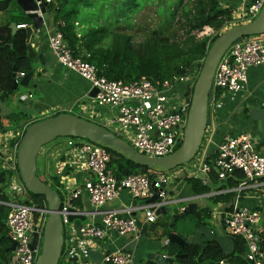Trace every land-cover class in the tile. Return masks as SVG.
<instances>
[{"label":"built area","instance_id":"2783aa9c","mask_svg":"<svg viewBox=\"0 0 264 264\" xmlns=\"http://www.w3.org/2000/svg\"><path fill=\"white\" fill-rule=\"evenodd\" d=\"M44 1L47 5L51 3V0ZM263 4L264 0H240L238 15L235 14L232 20L236 18L244 23L251 22L259 14ZM203 34L207 33L200 35ZM47 43L59 66L75 73L88 82L91 89L96 90L94 107L105 109L111 114L110 119H97L98 125L110 132L111 129H116L122 136H117L118 138L126 140L137 153L147 157H165L181 144L199 67L194 68L187 76L171 81L161 82L142 77L130 83L114 82L99 77L92 65L80 58H74L59 32L50 34ZM250 68L264 69V35L242 38L223 54L214 72L211 99L217 91L230 95L242 93L246 88L247 71ZM23 77L24 74L16 75L15 83L18 84L19 79ZM89 118L95 121L93 114ZM68 145L73 151V164L76 166L79 163L91 176V180L84 184L83 189L92 208L99 209L114 202L121 193L129 195L132 201H147L153 197L154 191H158V200L153 204H145L149 213L141 221L130 217L128 210V217H123L118 211H100L101 227L94 223L83 224L77 231L81 238L101 240L107 232L120 237H140L142 228L155 222V212L160 206L174 203L166 201L164 187L168 183L167 174H154L152 177L140 173L118 176L115 169L109 168L110 157L103 148L70 138ZM207 153L201 145L199 153L187 169L189 176L199 180L204 187L212 188L213 184L218 182L217 188H212L210 196L229 192L220 185L234 171L243 175V180L234 189L236 194L231 206L226 210L223 204H218L211 212V223L221 229L220 221H223V234L243 242L245 264H264V225L258 226L260 213L239 204L241 191L249 186H257L258 182L264 180V157L255 151L249 134L224 135L212 159H209ZM0 160L2 170L16 172L15 156L10 151H0ZM63 168L64 164L58 165L57 174L61 173ZM211 174L216 179H213ZM10 191L18 194L15 185L11 186ZM79 194L75 192L73 195L75 197ZM71 200L70 195L67 201H63L60 210L63 226L69 224L67 209ZM0 204L9 207L5 226L8 236L15 243L13 257L17 259L18 264H34L39 254V243L34 251L31 249V243L35 233L41 237L45 211L17 202ZM35 214L38 215L36 219ZM77 214L76 212L74 215ZM105 261L110 264H135L129 252L111 254ZM217 264L232 263L223 259Z\"/></svg>","mask_w":264,"mask_h":264},{"label":"crops","instance_id":"0c3cea01","mask_svg":"<svg viewBox=\"0 0 264 264\" xmlns=\"http://www.w3.org/2000/svg\"><path fill=\"white\" fill-rule=\"evenodd\" d=\"M218 2L221 8L234 10L232 18L235 14L238 15L240 0H218ZM10 16L14 15L9 13V18ZM45 16L43 17V28L33 34L28 44V56L33 66L31 79L27 86H18L16 91L12 88L15 94L8 100L0 102V151H10L13 156H15L16 145H18L15 143L16 140L20 139L24 130L31 122L46 119L56 113H73L81 119L88 118L93 114L95 121L91 122L99 124L96 122L99 117L96 110L100 109L94 107V101L89 97L92 91L90 84L82 80L75 73L69 72L59 66L49 50L47 37L55 31H53L50 23L47 24L48 17ZM233 21L237 22L236 24L238 25L244 24V22L236 18L228 24H231ZM0 23L2 22L0 21ZM20 81L21 79H19ZM213 98L209 99L207 128L204 136L205 143L202 146L208 152L209 159H212L214 156L216 147L224 135L237 136L241 134H249L252 138L255 151L264 157V69L250 68L247 71V84L242 93L230 95L222 92L218 99ZM68 142L69 138H58L46 144L40 149L35 164L38 179L49 187L53 186L62 197L64 196V201H67L68 195H71V204L78 213L77 216L84 217L83 221L74 220L72 223L64 226L62 252L59 263L110 264L105 261V258L117 252H129L133 256L135 264H144L149 261L146 260L147 255L158 251L162 252L165 257H169L163 251V248L167 244H170L167 241V234L171 232L166 233L164 230L171 229H165L163 225L149 224L145 226L146 232L142 234L141 230V236L137 238L130 235L120 237L111 232H107L101 240L85 239L78 235L77 231L83 224L94 223L96 226L101 227L100 211H118L123 217H128L129 214L126 211L128 210L130 217H134L138 221L142 220L148 214L145 207L147 201H132L129 195L121 193L114 202L106 204L99 209L92 208L83 189L84 184L91 180V176L78 162L76 166L73 164L74 155ZM60 164H64V168L61 173L57 174V167ZM186 169L182 168L178 173H175L176 175L172 174L169 176L170 174H167L166 176L170 182V191L166 193V197L168 200L174 202L170 204L176 205L185 202L196 204L194 201L197 199L209 201V198L215 197L210 196V192L212 188H217L218 182L217 184L214 183L212 188L207 187L209 189L207 195H194L186 182V178H194L189 176L190 172L188 169V172H186ZM9 178L10 180L6 183L5 187L0 186V191L3 190V194L6 195L5 197H9L10 203H18L20 197L25 199L24 188L16 172H12ZM53 178H56V181L53 182ZM258 183L257 186H249L241 191L239 204L241 207L253 209L260 213L258 222V226L260 227L264 225V180ZM12 185L16 186L18 194L10 191ZM164 188L166 191V186ZM75 192L80 194L74 197L73 194ZM174 193L177 194L175 195ZM228 193H234L235 197L236 192L234 190H229ZM226 194L217 196H225ZM232 201L227 206L224 205L226 210L231 206ZM196 205L197 213H199L200 209L205 208L198 204ZM186 207L187 205H181L179 208L174 207L171 215L180 213L181 209ZM215 208H217V205L211 207V212ZM188 217L199 218V215L197 217L193 215ZM180 221L176 224L179 225ZM189 228L179 231L178 226L177 233H186ZM3 230L7 239L9 236L5 225ZM179 233L177 235L181 237ZM195 233L197 234V240L203 241L204 235L199 230L195 231ZM229 238H231V246L228 251L226 250V256H229L234 251V238ZM8 244L9 246L5 248L4 252L8 253L12 258V252H6L10 247L9 242ZM11 258L8 264H12ZM174 264L176 263L174 262Z\"/></svg>","mask_w":264,"mask_h":264},{"label":"trees","instance_id":"16d2710c","mask_svg":"<svg viewBox=\"0 0 264 264\" xmlns=\"http://www.w3.org/2000/svg\"><path fill=\"white\" fill-rule=\"evenodd\" d=\"M147 5L154 6V12L162 17L163 29L152 31L139 48H134L132 37L125 32L126 27L122 25ZM13 10L17 15L10 16L5 23H0V102L8 100L15 94L12 90L13 68L16 74L27 75L33 71L32 61L28 56L29 45H26L25 31L19 30L12 34L9 28L11 23L16 26H28L31 22L16 5V0H0V14H9ZM233 11V9L221 8L218 0H51L45 15L50 17L53 31L62 35L66 47L74 58H80L92 65L99 77L114 82L130 83L142 77L162 82L187 76L194 68L200 66L212 42L225 31L223 28L232 20ZM176 17L184 22L180 24L181 28H184L182 40L166 35L171 32L170 24ZM205 27L215 33L199 39L192 35L193 32L203 31ZM221 93L217 91L214 97L218 99ZM210 98L211 93L208 103ZM59 114L63 113H56L53 116ZM32 123L35 122L29 125ZM18 142L19 140H16L15 143ZM179 146L180 144L176 149ZM106 152L110 157L109 168L115 169L118 176L139 173V167L114 153ZM150 173L152 172H146L149 177L152 176ZM10 174L0 168V186L5 187L10 180ZM16 174L18 175L17 169ZM212 177L216 179L214 175ZM242 180L241 172L234 171L223 181L221 187L234 190ZM52 181H56V178ZM186 182L194 195L209 193V189L202 186L197 179L186 178ZM5 196L1 190L0 203H10L9 197ZM233 198L234 193H228L225 196L211 197L209 202L211 206L223 203L227 206ZM18 204L42 209L45 201L43 197L25 192L24 201L18 200ZM8 213L9 207L0 204V264H8L11 258L4 252L9 246L3 230ZM198 215L199 218L193 217L192 229L195 231H201L209 224L211 207L200 209ZM37 217L38 215L35 214V219ZM163 221L165 224H170L171 218L166 217ZM177 227L178 224L171 230L164 231L177 233ZM145 232L146 227L142 229V234ZM179 234L185 241L183 248L172 244H167L163 248L169 257L187 255L186 258L177 259L176 264H198L200 246L204 247L202 264H217L223 259L232 264H245L244 245L238 238H234L233 241L234 251L226 256L215 239L206 241L194 239L189 242L186 239L189 236L188 232ZM144 264L153 263L147 261Z\"/></svg>","mask_w":264,"mask_h":264},{"label":"water","instance_id":"95a60500","mask_svg":"<svg viewBox=\"0 0 264 264\" xmlns=\"http://www.w3.org/2000/svg\"><path fill=\"white\" fill-rule=\"evenodd\" d=\"M16 5L31 22V25L18 27L14 23H11L9 28L12 34H15L19 30H24L26 34V45H28L33 34L40 31L44 26L43 16L46 14L47 4L44 0H16ZM263 34L264 4L259 14L251 22L225 30L212 42L200 66L199 74L192 88L190 106L181 144L173 153L165 157L152 158L141 155L109 130L96 123L68 113L48 117L27 126L16 147V168L24 191L30 195L44 198L45 206L42 209L46 213L41 234V247L34 264H59L64 232L60 214L64 201L63 197L58 191L41 182L36 176V157L40 149L55 139L70 138L85 140L106 151L114 153L118 157L139 167L140 174H146L147 171H151L154 174L163 175L169 174L170 171L178 167L189 166L191 161L199 153L204 141L208 120V97L219 60L230 46L239 39ZM15 77L16 70L13 68L12 79H15ZM31 77L32 73H29L24 75L18 84L14 81L13 90L16 91L18 86H27ZM95 95L96 90L92 89L89 97L93 99ZM157 200L158 191H154L153 197L147 200V204H153ZM170 205L172 204L160 206L155 212L156 220L154 224L163 225L165 229H172L184 217L190 215L198 216L197 205L189 204L180 213L171 215V223L164 225L162 222L167 216L166 207ZM67 213L69 224L74 220H84V217L74 215L76 211L71 203L67 209ZM220 225L223 230L225 228L223 221H220ZM39 239L40 236L35 233L31 243V249L33 251L36 249L38 243H40ZM7 240L10 243V247L6 252H13L15 243L10 237H7ZM167 241L179 248L185 246V241L175 233L167 234ZM202 252L203 246L200 247L198 264H202ZM186 257L187 255L185 254L172 258L165 257L162 252L158 251L147 255L146 260L154 264H174L177 259ZM11 263L18 264L17 259L12 257Z\"/></svg>","mask_w":264,"mask_h":264},{"label":"rangeland","instance_id":"374dc122","mask_svg":"<svg viewBox=\"0 0 264 264\" xmlns=\"http://www.w3.org/2000/svg\"><path fill=\"white\" fill-rule=\"evenodd\" d=\"M154 11H155L154 6L147 5L145 7H142V9L139 11V13L137 15L132 16L127 22L123 23L122 27L123 26L126 27L125 32H128V34L132 37V44H133L134 48H139L140 45L142 44V42L145 40L146 36L149 35L152 31H162V29H163V26H161L162 17L157 16V14ZM11 14L17 15V12L14 11L12 13V11H11ZM45 17H48V22L46 21L47 24H49V23L51 24L50 17L48 15H46ZM8 18H9L8 13L0 15V21L1 22L5 23L8 20ZM178 21H179L178 17H176L175 20L171 21V24H170L171 32L169 34H166V35L169 37L174 36L176 39L182 40V39H184V34H183L184 28L182 29L180 24H183L184 22H183V20H181L179 22ZM236 23L237 22L233 21L231 24H226V27H224L223 29L227 30L229 28L237 26L238 24H236ZM201 33H207V34L200 35ZM213 33H215V32H213L211 29H209V31H208V28L205 27L203 29V31L198 32V33L193 32L192 35H194L196 37V39H199V38L211 35ZM208 104H210V103H208ZM96 111H97V114L99 115V117H98L99 120L111 118V114L107 113V111L105 109H100V110H96ZM88 118H83V119L88 121L90 119V118L89 119ZM90 120L93 121L92 119H90ZM111 131L116 136H118L120 138L122 137L121 134H118L116 129H111ZM124 141L128 145H130L129 142H127L126 140H124ZM204 143H205V137H204V141L202 143V146ZM182 168L186 169V167H178V168L170 171L169 176H171L172 174L178 173ZM186 172H188L187 169H186ZM150 174H152V176L154 175V173H150ZM50 181H49V183H50ZM169 187H170V182L168 180V183L166 185V193L168 191H170ZM174 194L176 195L177 193H174ZM18 200L20 202H23L24 198L20 197ZM194 202H196V204L200 205L201 207H206V206L212 207L210 202L208 200H205V199H197ZM188 204H189L188 202H185V203H179L176 205L167 206L166 207V210H167V216L166 217L171 216V214L174 210L173 209L174 207L179 208V207H181V205L186 206ZM139 221H141V219ZM162 224H165V222L163 221ZM192 224H193V218L187 216V217H184L179 222V225H178L179 231H184L187 228L191 227L187 230L189 236L186 239H188V241H193L194 239H197V234L195 233V230L192 229ZM191 233H193V234L191 235ZM200 233H202L204 235V238H203L204 241H206L208 239H215L221 245L224 252H226V250L227 251L229 250V248L231 246V238L226 237L223 234L222 230L220 228H217L216 226H213V224L211 222H210V225L209 224L206 225L205 229H202L200 231ZM198 236H199V233H198ZM40 247H41V238H40V243H39V249H40ZM205 264H207V263H205Z\"/></svg>","mask_w":264,"mask_h":264},{"label":"clouds","instance_id":"9594fccd","mask_svg":"<svg viewBox=\"0 0 264 264\" xmlns=\"http://www.w3.org/2000/svg\"><path fill=\"white\" fill-rule=\"evenodd\" d=\"M47 6H48V5H47ZM44 16H45V15H44ZM44 16H43V17H44ZM43 20H44V19H43ZM23 27H24V26H23Z\"/></svg>","mask_w":264,"mask_h":264}]
</instances>
